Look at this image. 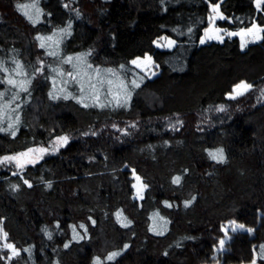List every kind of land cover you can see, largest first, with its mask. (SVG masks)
I'll return each instance as SVG.
<instances>
[{"label": "trees", "instance_id": "16d2710c", "mask_svg": "<svg viewBox=\"0 0 264 264\" xmlns=\"http://www.w3.org/2000/svg\"><path fill=\"white\" fill-rule=\"evenodd\" d=\"M211 3L221 4L220 28L264 26L254 0H0V60L15 68V58L29 75L44 62L43 75L36 73L29 92L20 93V107L8 109L4 127L17 114L20 119L15 136L0 132V157L70 138L23 171L0 172V222L21 250L0 264H93L96 257L101 264L251 263L254 247L259 253L264 244V40L243 50L237 37L200 44ZM28 9L37 14L35 24ZM69 23L70 34L60 32ZM37 36L53 39L41 48ZM161 37L175 46L157 48ZM89 53L86 61L114 81L112 95L105 83L98 102L87 89L78 102L79 89L66 91L64 82H73L52 69L75 71L61 60ZM146 55L158 67L154 77L130 64ZM109 68L116 75L104 71ZM99 77L93 73V81ZM120 80L131 92L127 103ZM241 81L253 90L228 99ZM8 87L0 84V91ZM216 149L224 150L223 163L209 157ZM133 174L146 186L141 200ZM177 176L180 183L173 184ZM231 221L255 231H229L225 239L221 229ZM72 226L84 239H73ZM114 251L121 254L107 261Z\"/></svg>", "mask_w": 264, "mask_h": 264}, {"label": "snow or ice", "instance_id": "6c2138e0", "mask_svg": "<svg viewBox=\"0 0 264 264\" xmlns=\"http://www.w3.org/2000/svg\"><path fill=\"white\" fill-rule=\"evenodd\" d=\"M254 4L256 7V10L258 12H264V0H254ZM32 7H34L35 5H31ZM66 8L68 7L67 4L64 5ZM210 8L212 10V13H214V15L209 17L210 21H215L216 19H225V17L223 16V14L220 11L221 8V4L220 3H211ZM18 7H29V5H22V6H18ZM30 22H32L33 24H35L36 21L33 20V18L31 16L28 15V13H24ZM77 15H79L77 13ZM70 29H71V24L69 23V25L67 26V28H63L60 29V32L62 33H66V34H70ZM222 32H226L228 37H235L238 36L240 37V41H241V49L243 50V48L246 46V44L248 42H254L255 40H264V26H261L260 24H257L255 21L252 22L250 27L247 28H242L239 31H226L225 29L219 28V27H208L204 30V36L200 38V44H205L206 42L216 39L219 42H223L224 37L222 35H220V33ZM55 35V34H54ZM251 36L253 38L252 41H248L246 40V37ZM36 39L38 41H41L40 43V47L44 48L45 44L43 41L45 40H52L53 37L52 36H48V37H43V36H37ZM166 39L168 44H174L175 41L168 39V38H163ZM57 45H59V41H57ZM157 46H160L159 44ZM50 56L56 57L58 55L57 52H48L47 53ZM86 55H90L89 54H83L81 56H77V57H72V56H66L61 60V63L63 64H68L71 65V67L75 70V71H64L61 69H52V71L56 72L58 75L60 76H67L70 78V80L75 83L79 89V92L81 93V96L78 98V102H82L85 99V96L83 95L86 91V89L90 92H92V99H94L95 101H99L100 100V90H102L105 86V83L107 84V91H106V96H110L112 95V90H111V86L113 85L114 81L112 79H108L106 82L104 79H100L97 78L95 81H93V73L99 77L100 76V72L101 70L99 68H94L92 64L88 63L85 59ZM76 61V63H74L73 61ZM145 61L151 63L152 58L151 56H145L143 58V60L137 58L131 61V63L133 65H135L136 67H140V65L142 63H144ZM12 63L15 64V68H8L5 66V62L0 60V72L4 73L3 77H0V84H7L9 87L5 88L4 91H0V132H10V134L12 136H15L16 134V129H15V124L19 122V115L17 114L15 116V121L14 122H8L7 126L4 127V110L5 109H11L13 112H15L20 105L17 103V101L19 100L20 97V93L24 92V93H28L29 92V88L28 85L31 84L32 80L36 78L35 74L39 73L41 75H43L44 73V62L41 61L40 62V67L36 68L34 70V73L32 75H29V73H27L24 70V65L21 64L19 61H17L15 58H13ZM81 65H83V69H81ZM123 67V66H122ZM91 70V71H88ZM105 72L112 74V75H116V72L114 69H106L104 70ZM15 76H20L23 77L20 80L15 79ZM47 78V77H46ZM64 83H68V81H65ZM132 86L134 87H139L140 85L135 81L132 80L131 81ZM119 87L121 89H123L126 93V100L125 103H127V99H130L131 97V92L128 90V84L125 83L124 80H120L119 82ZM11 89H16V91H11ZM64 89L62 88L61 91H63ZM253 90V85L244 81H241L240 83L236 84L233 89L232 92H230L229 94H227V98L230 100H237L240 97L245 96L247 93H249L250 91ZM10 93V94H9ZM72 93H68L67 95L64 96V99H68L69 96H71ZM262 97H264V91H262ZM49 97L50 98H58V97H54L52 92H49ZM73 98H76L73 96ZM114 99L116 100V104L118 107H122L124 105L120 104L119 102V94H117ZM111 103V102H109ZM15 104L16 108H12V105ZM84 107H88V104H84ZM98 106L101 108L106 107L107 105L104 103H98ZM219 112H224L225 111V107L224 106H220L216 109ZM9 119L11 120V117H9ZM181 123V122H178ZM130 127H135V125H130ZM172 128H176V125L173 124ZM178 130V129H176ZM117 131H122L120 129H117ZM122 134H127L126 131H123ZM92 135H96L95 132L92 133ZM68 137L67 136H58L55 138V140L53 141L52 144H50L47 147L41 146V147H30L28 148L26 151L18 153L17 155H9V156H4L2 158H0V165L5 164L6 162H15L16 167L17 168H23L25 166V164L22 162L23 157H28L29 153H40V154H47L49 153L50 149L54 148L57 144H59L60 146H64L68 143ZM209 157L216 161L217 163H223L225 160L224 157V150L223 149H216L215 151H209L208 152ZM137 180H139L140 178L137 176L136 177ZM181 178L179 176L175 177L172 181L173 184H179L180 183ZM24 184L27 185L29 188L32 187V184L25 179L24 180ZM51 185L49 184V187ZM132 187L135 189L136 185L133 184ZM146 187V186H145ZM13 188H16V186L14 185ZM139 195V193H138ZM142 199V197H140ZM195 199V198H193ZM191 202L190 201H186L185 202V207H188L189 204ZM165 206L166 207H171V204H168L167 202H165ZM119 215V214H118ZM91 219V217L89 218ZM93 224H95V221H92ZM126 226V225H123ZM79 227L81 229L84 230V234H87V227L84 224L79 225ZM229 227L231 228V231L233 233L235 232H247L248 234H252L255 230L253 228H246V226L242 223H237L236 221H231ZM72 230H73V239H84V236H82L79 232L76 231V226H72ZM222 231H224L225 233V237L227 239H230V237L228 236V227L222 226ZM46 234L48 235V238L51 239V234L47 233V230L45 229ZM158 235L161 233H157ZM8 241V233L6 231H4V229L2 227H0V252L3 251H7L9 253V255L2 256L0 255V259H4L6 261H11L13 257H19L21 254V250L17 249L16 246L13 243L7 242ZM226 240L225 239H221L219 240V249L223 250L224 246H225ZM70 246V243H65L64 247L68 248ZM128 247V245H124V248L126 249ZM259 253H255V247H254V258L251 260V264H257V260L255 258L256 255L259 256L260 259H264V244L259 246ZM23 251L25 252H30V249H24ZM121 253L119 252H111L110 254H108V256L105 258L107 261H112L114 257L120 255ZM93 264H101V259L99 257H96L93 261Z\"/></svg>", "mask_w": 264, "mask_h": 264}, {"label": "rangeland", "instance_id": "374dc122", "mask_svg": "<svg viewBox=\"0 0 264 264\" xmlns=\"http://www.w3.org/2000/svg\"><path fill=\"white\" fill-rule=\"evenodd\" d=\"M210 16H212V15H214V13H212V10H211V8H210ZM28 15L29 16H31L33 19L34 18H36L37 17V14L36 13H34L33 12V10L31 11L30 9H28ZM35 20V19H34ZM223 20H226V19H223ZM223 20H221V19H216L215 21H210L209 20V26L208 27H213V28H215V27H219L218 25H217V22L218 21H223ZM207 27V28H208ZM220 28V27H219ZM223 29V28H222ZM226 30V29H225ZM226 31H229V30H226ZM233 32H235V31H233ZM220 35H222L223 37H224V39H223V41L225 40V39H227V38H235V37H237L239 40H240V37H238V36H235V37H228L227 36V34H226V32H222V33H220ZM204 36V35H203ZM163 38H165V37H161V38H159L156 42H155V46L157 47V48H159V49H171V48H173L174 46H175V43L174 44H168V42H167V40L166 39H163ZM167 38V37H166ZM169 39V38H168ZM56 41H59V42H61L62 41V37L61 36H58L56 39H55ZM246 40H248V41H252L253 40V38L251 37V36H249V37H246ZM213 41H218V40H216V39H213V40H210V41H208V42H213ZM261 40H255L254 42H248L247 44H246V46L243 48V49H245L246 47H248L249 45H251V44H254V43H258V42H260ZM207 43V42H206ZM160 45V46H157V45ZM240 44H241V41H240ZM149 56V55H148ZM143 58L144 57H141V58H139V59H141V60H143ZM152 58V57H151ZM137 59V58H136ZM130 64L132 65V66H134V67H136L135 65H133L131 62H130ZM81 67V69H83V65H81L80 66ZM139 71H141V72H143L145 75H147L148 77H154V76H156L157 75V73H158V67H157V65L154 63V61H153V58H152V61H151V63H149V62H147V61H145L144 63H142L141 65H140V67H136ZM100 79H104L105 80V82L107 81V79L104 77V76H100L99 77ZM66 85H67V90L66 91H70V90H72V91H76L75 89H78V87H77V85L75 84V83H66ZM72 88V89H71ZM74 89V90H73ZM65 91V92H66ZM122 91H123V89H122ZM76 92H78L79 93V95H81V93L79 92V91H76ZM84 95V94H83ZM11 115L9 114V110L8 109H5L4 110V118L6 117V118H9ZM64 136H67V135H64ZM68 138H69V136H67ZM55 140V139H54ZM53 140V141H54ZM53 141L51 142V144L53 143ZM69 141H70V138L68 139V143H69ZM67 143V144H68ZM66 144V145H67ZM66 145H64V146H60L59 144H57L54 148H52V149H50V151H49V153H47V154H40V153H29V155H28V157H23V158H21L22 159V162L25 164V166L23 167V168H17L16 167V164H15V162H6L5 164H3V165H0V172L1 171H23L24 170V168H26L27 166H31V165H35V164H37L38 162H40V161H42L46 156H48V155H52V154H56V153H58L63 147H65ZM13 155H17V154H13ZM9 156V155H8ZM0 158H2V157H0ZM136 177H137V174H133V181H134V184L136 185V188L134 189L135 190V197L138 199V200H141V198L140 197H142L143 198V196H144V192H145V190H146V187H145V184H144V182L142 181V179L140 178L139 180H137L136 179ZM138 193H139V195H138ZM229 225L230 224H227L226 225V227H228V236H229V231H231V228L229 227ZM0 227H2L3 228V225H2V223L0 222ZM225 239H227V238H225ZM7 242H9V240L7 241ZM0 254L2 255V256H7V255H9V253L5 250V251H3V252H0ZM14 258V257H13ZM257 260V259H256ZM251 264V263H250ZM258 264V263H257Z\"/></svg>", "mask_w": 264, "mask_h": 264}]
</instances>
